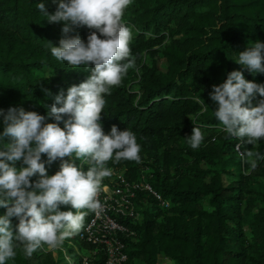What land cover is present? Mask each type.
Segmentation results:
<instances>
[{"label": "trees", "instance_id": "trees-1", "mask_svg": "<svg viewBox=\"0 0 264 264\" xmlns=\"http://www.w3.org/2000/svg\"><path fill=\"white\" fill-rule=\"evenodd\" d=\"M41 2L48 14L55 12L53 0H0L4 112L16 107L47 117L57 94H66L91 74L51 55L48 43L59 46L63 25L47 22L37 9ZM123 20L132 30L129 46L137 67L105 95L100 123L105 135L112 126L132 131L141 163L109 161L106 167L122 171L129 181L143 178L171 204L164 210L142 196L151 207L142 209V221L133 227L137 238L127 241L124 264H160L159 257L163 264H264V160L253 170L241 155L248 150L264 155V140L248 145L228 137L209 98L212 86L223 83L232 71L264 84V74L252 75L237 63L239 52L256 41L264 43V0H132ZM73 34L86 42L89 31L82 28ZM193 127L204 134L195 150L186 142ZM65 159L84 172L91 166L74 157ZM59 166V160L45 163L47 174L54 175ZM60 210L75 211L70 206ZM83 211L87 214L80 231L92 215V210ZM5 212L0 208V216ZM11 223L15 231L18 220L11 218ZM80 231L64 242H79L91 250L79 241ZM16 253L6 264H66L44 249L30 259L20 248ZM89 264H104L103 255Z\"/></svg>", "mask_w": 264, "mask_h": 264}, {"label": "clouds", "instance_id": "clouds-1", "mask_svg": "<svg viewBox=\"0 0 264 264\" xmlns=\"http://www.w3.org/2000/svg\"><path fill=\"white\" fill-rule=\"evenodd\" d=\"M53 3L57 5L53 14H48L43 2L37 4L49 24L63 25L59 46L47 42L51 55L72 69L84 68L91 74L78 86H70L66 94H57L47 117L23 108L0 110V208L6 209L0 216V264L15 258L17 248L29 259L40 249H60L66 239L80 231L87 214L83 210L101 207L97 197L102 181L112 175L107 163H141V148L132 131L112 126L105 135L100 123L105 95H110L128 71L137 67L129 46L132 30L123 20L132 0ZM82 28L89 31L86 42L78 34L70 35ZM237 63L252 75L264 74V43L256 41L239 52ZM257 96L260 99L253 106ZM209 98L216 104L214 117L228 137L248 145L264 140V84L246 81L242 71H232L223 83L212 86ZM199 102L207 111L200 98ZM48 118L55 122L46 123ZM203 140L199 127H193L186 138L193 150ZM241 155L253 170L258 161L264 160L258 151ZM73 157L91 166L81 171L65 159ZM57 160L59 171L49 176L45 163L51 165ZM34 176L37 179L32 181ZM61 206L75 211H61ZM11 218L18 220L15 231Z\"/></svg>", "mask_w": 264, "mask_h": 264}, {"label": "built area", "instance_id": "built-area-1", "mask_svg": "<svg viewBox=\"0 0 264 264\" xmlns=\"http://www.w3.org/2000/svg\"><path fill=\"white\" fill-rule=\"evenodd\" d=\"M109 169L112 175L102 181L97 197L101 207L92 210L78 235L80 242L91 246L90 253L81 255L80 264H89L99 254L103 255L104 264H124L128 260L127 241L134 242L137 238L133 227L142 221V209L151 207L142 196L149 197L161 209L167 210L171 206L143 178L129 181L122 171Z\"/></svg>", "mask_w": 264, "mask_h": 264}, {"label": "rangeland", "instance_id": "rangeland-1", "mask_svg": "<svg viewBox=\"0 0 264 264\" xmlns=\"http://www.w3.org/2000/svg\"><path fill=\"white\" fill-rule=\"evenodd\" d=\"M206 168V166H204ZM148 173L149 171H145ZM145 174V173H144ZM83 245L79 244V242L75 241H67L64 242L60 249H57L55 252H52V255L55 259L60 260L62 263L66 264H80L81 263V255L88 254L90 252ZM79 253H78V252ZM69 262V263H68ZM80 262V263H78ZM158 262L163 264L165 260L162 257H159ZM135 264H142L137 261Z\"/></svg>", "mask_w": 264, "mask_h": 264}]
</instances>
